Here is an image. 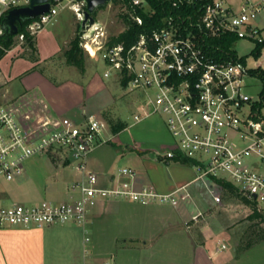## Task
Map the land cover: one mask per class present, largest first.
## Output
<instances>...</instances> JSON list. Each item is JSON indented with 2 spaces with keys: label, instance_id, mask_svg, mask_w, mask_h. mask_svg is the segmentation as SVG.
I'll use <instances>...</instances> for the list:
<instances>
[{
  "label": "built area",
  "instance_id": "built-area-1",
  "mask_svg": "<svg viewBox=\"0 0 264 264\" xmlns=\"http://www.w3.org/2000/svg\"><path fill=\"white\" fill-rule=\"evenodd\" d=\"M125 1L118 0L123 13L142 26L144 21L138 11L151 10L148 0H131L130 8ZM30 2L0 0V36L5 32L3 22L8 14ZM170 2L174 12L165 18L164 25L141 33L132 44L113 42L127 29L125 22L126 28L117 35H111L107 25L95 16V25L89 30V24L81 28L86 0H50V11L31 20L26 31L36 37L56 21L61 10H70L80 24V46L92 60L103 64L104 77L141 97L135 122L152 116L164 121L172 143L157 151V158L166 164L190 160L196 181L215 203L221 202L218 191L223 181L263 212V101H253L246 92L247 78L252 75L246 64L238 56L218 57L220 48L212 42L236 37L263 44L264 26L257 20L264 14V0H242L238 6L227 0ZM112 5H116L114 0L104 8ZM189 8L192 13H179ZM25 39V34L16 36L19 45H24ZM115 135L106 119L89 115L83 120L63 118L57 128L29 139L15 113L0 100V177L16 181L23 176L29 159L49 154L60 156L82 176L70 186L72 192L80 194L76 200L0 204V228L44 229L72 223L87 233L89 212L100 200L177 206L193 199L188 185L163 194L142 182L132 167L118 170L110 178L111 186L101 187L87 161L92 152L110 143ZM201 216L202 213L194 215L192 221L197 222ZM86 242H90L89 237Z\"/></svg>",
  "mask_w": 264,
  "mask_h": 264
},
{
  "label": "crops",
  "instance_id": "crops-1",
  "mask_svg": "<svg viewBox=\"0 0 264 264\" xmlns=\"http://www.w3.org/2000/svg\"><path fill=\"white\" fill-rule=\"evenodd\" d=\"M55 23L36 36V61L29 58L28 52L16 57L13 49L0 60V100L15 113L29 139L57 128L63 118L83 120L94 114L84 104L56 107L39 90L41 81L57 84L48 66L60 56L64 57L76 32V27L66 24L63 18L56 19ZM24 48L25 52L27 48ZM171 143L170 138L160 145V150L169 148ZM108 144L99 146L87 161L89 170L98 175L101 187L111 186L110 178L115 174L102 165L106 153L103 148ZM136 149L141 159L149 150ZM135 162L141 165V170L135 168L140 180L153 185L160 193H172L188 185L194 199L198 189L204 190L195 186L193 171L145 164V160L140 162L136 158ZM65 167L67 165L61 169V165H55L47 155L29 159L23 176L16 181L8 182L1 177L0 204L20 203L16 200L21 198L17 193L25 189L30 191L26 200L35 201L40 192L45 196L48 189L57 193L63 180L68 179L71 186L82 178L76 170L68 178ZM70 186L59 202L80 197ZM211 202L217 204L212 198ZM36 203L40 202L24 204ZM194 207L189 202L173 206L100 200L89 212L87 233L83 227L72 223L44 229L0 228V264H264V252H261L264 240L237 253L221 239L198 229L197 223L192 221L199 212ZM87 237L90 238L88 243Z\"/></svg>",
  "mask_w": 264,
  "mask_h": 264
},
{
  "label": "rangeland",
  "instance_id": "rangeland-1",
  "mask_svg": "<svg viewBox=\"0 0 264 264\" xmlns=\"http://www.w3.org/2000/svg\"><path fill=\"white\" fill-rule=\"evenodd\" d=\"M227 2L238 6L242 0H227ZM122 13V8L119 5H112L109 8L99 9L94 13V16L107 25L111 35H117L126 28L121 17ZM59 18H63L66 24H72L73 28L77 27L76 17L70 10H61L56 19L59 20ZM55 22L47 28L53 27L56 24ZM257 23L264 26V14L259 16ZM262 37L264 38V29ZM16 41L17 44L13 51L15 50L16 57H19L28 51L26 49L24 52L22 50L24 47L18 44V40ZM255 47L256 42L239 40L235 44L234 50L238 58L245 60L248 69L257 70L264 74V49L263 55L256 57L254 55ZM85 57L86 70L84 73L73 66H66L63 55L55 59L48 68L49 74L53 75V82L56 81L57 84L53 85L51 82L41 81L39 90L56 107L84 104L89 112L94 113L93 115L106 119L111 131L112 125H117L120 122L126 123L127 128L114 136L113 141L103 148V150L106 149L102 163L105 170L114 173L124 167L141 170V165L139 166L135 162L136 158L140 162L145 160V164L148 162L150 165H162L164 168L168 167V169L173 166L186 169L188 172L193 171L196 178V173L191 164L174 162L166 164L157 158L155 150L160 151V145L171 138L164 121L158 116H152L141 122H135L134 116L141 110V97L138 94L130 93L116 80L105 78L103 64L92 60L88 54ZM263 91L264 80L260 76L251 75L247 78L246 92L252 97L253 101L260 100ZM262 113L264 114V106H262ZM113 134L115 133L113 132ZM136 148L149 150L146 152L145 157L141 159ZM47 156L55 165H61V169H63L62 166H66L60 156L50 154ZM141 164L144 166L143 163ZM65 169L69 174L68 178L73 175L75 170L74 166H67ZM0 181H2L1 177ZM68 182V179L61 181V187L57 188V193H51V190L48 189L45 196H42V192H40V197L35 201L26 200L30 196V191L25 189L17 193L18 198L21 197L25 200L21 198L16 200L20 203H35L45 200L59 202L63 200L61 195L68 192L70 186ZM195 186L203 187L199 181H196ZM218 193L221 196V202L218 204L211 202L212 196L205 188L204 190L198 189L195 192L194 199L189 202V204L195 206L194 208L199 211L198 213H202V216L196 222L198 229L200 231L206 230L216 239H221L237 253L243 251L244 245L250 240H254L255 245L258 244L257 239L261 232L259 228H254L255 223L248 219L251 210L237 199L226 197L222 189ZM261 213L264 215V211ZM199 235H201L200 232ZM261 252L263 253L264 249Z\"/></svg>",
  "mask_w": 264,
  "mask_h": 264
},
{
  "label": "trees",
  "instance_id": "trees-1",
  "mask_svg": "<svg viewBox=\"0 0 264 264\" xmlns=\"http://www.w3.org/2000/svg\"><path fill=\"white\" fill-rule=\"evenodd\" d=\"M131 0H126V4L128 8H130L129 3ZM115 4L118 5V0H114ZM149 5L151 7V10L144 11L139 10L138 14L143 18L144 24L142 26L137 25L136 23L132 22L129 18V15L127 13H122L121 17L123 18L124 22L127 25V29L121 33L118 37L113 38L114 43L118 42H124L127 44H132L136 41V39L139 37V35L143 32H152L154 29L160 28L164 25V20L167 16L172 14L174 11L171 7L170 0H148ZM101 9H104L101 8ZM193 9L189 8L186 10L179 11V13H192ZM31 22V20H26L22 22L19 25V34H25V43L24 47L28 50L29 58L32 61H36V37L30 36V34L26 31L27 25ZM16 36H13L9 33L8 30H5L4 34L0 36V60H2L9 51H11L15 45L16 42ZM239 40L236 37L231 38H224L222 40H214L212 44L214 46H217L220 48V53L218 57L227 58L228 55H233L236 57V52L232 48L235 47V44ZM264 49V43L263 44H256L254 55L256 57H260ZM86 52L84 49L80 46V24H77L76 32L74 37L72 38L68 48L64 51V58L66 60V63L69 66L76 67L81 72H85L86 70ZM243 63H245L244 59H240ZM250 73L252 75H258L264 80V74L260 71L251 70ZM125 86L126 84L123 83ZM261 98L263 101L264 106V91L261 94ZM127 128L126 123L120 122L117 125H112V131L115 134L120 133L121 131L125 130ZM181 164H191V161L183 158L180 161ZM221 186L223 193L226 197H233L237 199L240 203L245 205L251 210V214L248 216V219L251 222H254L253 225L254 228H259L260 235L257 239V242H260L264 240V215L261 213V211L258 209L256 203H254L249 198L243 196L239 191L230 183L221 181ZM254 230V229H253ZM255 232V231H254ZM255 245L254 240H250L247 242V244L244 245L243 250L249 249L252 246Z\"/></svg>",
  "mask_w": 264,
  "mask_h": 264
},
{
  "label": "water",
  "instance_id": "water-1",
  "mask_svg": "<svg viewBox=\"0 0 264 264\" xmlns=\"http://www.w3.org/2000/svg\"><path fill=\"white\" fill-rule=\"evenodd\" d=\"M110 0H86L87 8L84 13V20L81 23V28L87 24L89 30L91 26L96 24L94 13L105 7ZM51 8L50 0H31L30 5L12 10L3 22L5 30L13 36L18 35L19 25L26 20H33L45 13H48Z\"/></svg>",
  "mask_w": 264,
  "mask_h": 264
}]
</instances>
